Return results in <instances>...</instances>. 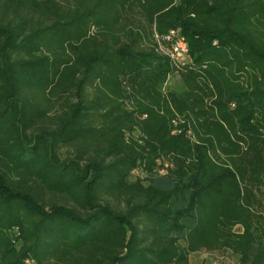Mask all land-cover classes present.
Listing matches in <instances>:
<instances>
[{"label": "trees", "instance_id": "trees-1", "mask_svg": "<svg viewBox=\"0 0 264 264\" xmlns=\"http://www.w3.org/2000/svg\"><path fill=\"white\" fill-rule=\"evenodd\" d=\"M223 248L264 264V0H0V264Z\"/></svg>", "mask_w": 264, "mask_h": 264}, {"label": "rangeland", "instance_id": "rangeland-1", "mask_svg": "<svg viewBox=\"0 0 264 264\" xmlns=\"http://www.w3.org/2000/svg\"><path fill=\"white\" fill-rule=\"evenodd\" d=\"M170 87L181 89V82L176 75H171L167 80ZM134 176H131L133 180ZM239 230L240 227L236 226ZM190 264H239L238 255L234 254L229 249L223 248L218 250H200L189 255Z\"/></svg>", "mask_w": 264, "mask_h": 264}, {"label": "built area", "instance_id": "built-area-1", "mask_svg": "<svg viewBox=\"0 0 264 264\" xmlns=\"http://www.w3.org/2000/svg\"><path fill=\"white\" fill-rule=\"evenodd\" d=\"M156 39L174 60L181 64L188 62L189 55L186 40L178 28L170 29L163 35H156Z\"/></svg>", "mask_w": 264, "mask_h": 264}]
</instances>
